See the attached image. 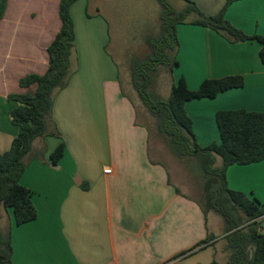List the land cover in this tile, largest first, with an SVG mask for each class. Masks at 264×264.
Segmentation results:
<instances>
[{
	"label": "crops",
	"instance_id": "obj_1",
	"mask_svg": "<svg viewBox=\"0 0 264 264\" xmlns=\"http://www.w3.org/2000/svg\"><path fill=\"white\" fill-rule=\"evenodd\" d=\"M190 1L211 16L226 0ZM47 2L9 0L0 21V153L18 134L11 122L17 103L8 95L27 91L18 84L21 78L46 72L47 47L61 27L46 17ZM53 3L58 11L59 0ZM101 13L96 6L89 19L98 20L106 34ZM226 19L249 35L264 36V0H238ZM177 35L174 82L184 78L196 90L205 79L240 75L245 81L244 87L213 99L186 103L200 146L220 142L217 112L264 114V65L257 42L230 43L213 29L192 24L178 25ZM92 42L89 36L68 86L54 98L50 132L60 136L35 141L34 150L43 155L30 162L20 180L33 193L37 218L16 225L11 211L3 213L2 228L12 227L13 264H229L224 227L215 226V232L210 212L205 215L201 207L204 183L191 174L198 167L192 159H178L148 124V112L123 94L108 42L101 44V54ZM61 142L64 156L53 165L50 155ZM227 181L230 189L264 203V160L230 166ZM260 222L264 232V216ZM208 234L215 238L196 247Z\"/></svg>",
	"mask_w": 264,
	"mask_h": 264
},
{
	"label": "trees",
	"instance_id": "obj_2",
	"mask_svg": "<svg viewBox=\"0 0 264 264\" xmlns=\"http://www.w3.org/2000/svg\"><path fill=\"white\" fill-rule=\"evenodd\" d=\"M8 1L0 0V21ZM76 1L59 0L61 27L47 47L49 59L46 72L21 78L18 84L27 91L8 95L9 100L17 103L11 112V122L18 128V134L10 149L0 153V264H13L12 227L8 224L5 229L2 228L3 213L11 211L16 225L37 218L33 193L20 180L30 162L43 155L34 150L35 141L47 136H60L57 132H50V125L54 98L68 86L75 71L72 57L76 34L71 8ZM181 1L184 5L177 9L172 0H158L161 6L159 32L147 35L144 39L147 51L141 58L130 61V83L154 121V129L166 140L170 151L180 160L194 159L199 163L204 177L201 207L205 215L214 212L224 221L229 264H264V232L260 222L264 216V203L230 189L227 181L230 166L250 165L264 160V114L244 109L217 112L220 142L202 147L193 131V120L186 111L189 101L213 99L225 91L244 87L243 76L205 79L196 90L189 89L184 78L178 82L172 80L166 99L155 91L158 77L162 73L172 75L179 66L178 25L211 28L230 43L255 41L260 45L259 57L263 65L264 36L249 35L226 19L227 9L238 0H226L222 9L211 16L202 13L193 1ZM31 88L34 90L30 91ZM64 153L65 143L61 142L50 155L51 163L56 165ZM218 158L221 159L220 165L217 164ZM214 238V235L208 234L196 247L204 248Z\"/></svg>",
	"mask_w": 264,
	"mask_h": 264
},
{
	"label": "rangeland",
	"instance_id": "obj_3",
	"mask_svg": "<svg viewBox=\"0 0 264 264\" xmlns=\"http://www.w3.org/2000/svg\"><path fill=\"white\" fill-rule=\"evenodd\" d=\"M46 1H48L46 5V17L50 19L51 22H56L59 26L60 21L58 11L56 7H54L53 0ZM172 3L177 9L184 5L181 0H172ZM96 6L101 9V18L103 19L105 17L107 20L108 29L106 34L97 26L98 20L93 21L89 19ZM160 11L161 6L158 0H77L71 8V15L74 22L75 33L77 35L75 51L72 57L73 65L77 66L79 64V62L77 64L78 59L83 57L86 53L84 46L87 44L89 36L95 41L94 43H91V47L95 50L96 54H101V44L105 41L108 42L109 46L106 51L110 54L109 57L111 59L113 58L120 68L124 91L131 95L133 100L139 106V109H143L147 112L135 90L131 86L129 63L135 58H141L147 51L144 42L145 37L147 35H155L159 32ZM81 63L82 62H80V64ZM172 80L173 74L169 75L167 73H162L155 83V91L163 98H168L172 86ZM147 122L154 129V121L150 117ZM155 156L157 157V155ZM162 159L166 164L170 163V161L166 160L164 157H162ZM174 159L175 162L178 161L176 157ZM192 161H194L198 167V172L195 170L192 171V177L198 183L200 182L203 184L204 177L200 170L199 163L194 159H192ZM177 163H179L180 166H183V162ZM217 164H221L220 158H218ZM183 167L185 168L184 171L187 173L188 168L186 166ZM195 197L198 198L197 193L195 194ZM203 197L204 195H202L201 201L204 200ZM209 222L215 232L216 230H219L218 228H215V226L224 227L223 219L214 212L209 213ZM217 257L220 259L222 258L220 250Z\"/></svg>",
	"mask_w": 264,
	"mask_h": 264
},
{
	"label": "built area",
	"instance_id": "obj_4",
	"mask_svg": "<svg viewBox=\"0 0 264 264\" xmlns=\"http://www.w3.org/2000/svg\"><path fill=\"white\" fill-rule=\"evenodd\" d=\"M110 172H111V170H110V169H107V170H106V173H110Z\"/></svg>",
	"mask_w": 264,
	"mask_h": 264
}]
</instances>
